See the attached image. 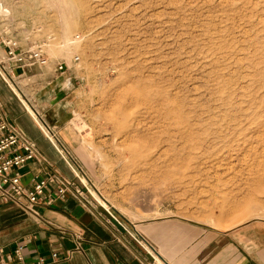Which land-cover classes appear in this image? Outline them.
<instances>
[{"label":"rangeland","instance_id":"obj_1","mask_svg":"<svg viewBox=\"0 0 264 264\" xmlns=\"http://www.w3.org/2000/svg\"><path fill=\"white\" fill-rule=\"evenodd\" d=\"M0 8L2 35L46 54L29 94L19 70L8 84L84 205L123 231L164 219L264 227V0ZM130 236L156 259L141 234Z\"/></svg>","mask_w":264,"mask_h":264},{"label":"crops","instance_id":"obj_2","mask_svg":"<svg viewBox=\"0 0 264 264\" xmlns=\"http://www.w3.org/2000/svg\"><path fill=\"white\" fill-rule=\"evenodd\" d=\"M37 71L31 69L20 76L25 95L40 82L34 74ZM24 107L0 78L2 116L27 136L44 162L28 164L20 172L22 184L29 188L33 181L53 173L78 184ZM54 190L52 185L32 213L26 208L0 205V246L5 257L22 245L24 264H158L156 259L160 264H264L262 226L219 232L197 223L164 219L137 223L123 231L72 195L52 199ZM135 231L154 247L156 259L132 239L130 233ZM54 254L57 259H52Z\"/></svg>","mask_w":264,"mask_h":264},{"label":"built area","instance_id":"obj_3","mask_svg":"<svg viewBox=\"0 0 264 264\" xmlns=\"http://www.w3.org/2000/svg\"><path fill=\"white\" fill-rule=\"evenodd\" d=\"M0 45L4 50V56L0 59V78L9 89L8 81L13 78L14 70H19L20 76H24L31 69H43L49 64L42 48H22L16 40L1 32ZM64 71V65L56 66V73L63 74ZM56 150L60 154L64 153L65 148L61 146ZM32 162L44 163L36 146L21 130L6 121L0 112V205L26 208L32 213L52 185L55 186L52 199L64 200L67 195L82 199L81 191L56 173L33 181L29 188L25 187L20 172ZM23 251L24 247L18 245L12 255L5 257L4 249L0 246V264H24ZM57 258V254L52 255V259Z\"/></svg>","mask_w":264,"mask_h":264},{"label":"bare ground","instance_id":"obj_4","mask_svg":"<svg viewBox=\"0 0 264 264\" xmlns=\"http://www.w3.org/2000/svg\"><path fill=\"white\" fill-rule=\"evenodd\" d=\"M3 11H2V9L0 8V13H2Z\"/></svg>","mask_w":264,"mask_h":264}]
</instances>
